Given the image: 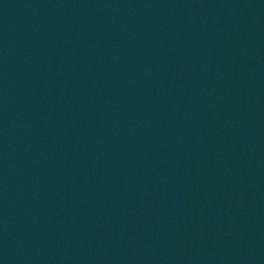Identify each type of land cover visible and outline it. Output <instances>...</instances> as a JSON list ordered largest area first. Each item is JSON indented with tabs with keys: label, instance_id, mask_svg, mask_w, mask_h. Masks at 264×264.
<instances>
[{
	"label": "water",
	"instance_id": "water-1",
	"mask_svg": "<svg viewBox=\"0 0 264 264\" xmlns=\"http://www.w3.org/2000/svg\"><path fill=\"white\" fill-rule=\"evenodd\" d=\"M259 1L0 0V258Z\"/></svg>",
	"mask_w": 264,
	"mask_h": 264
}]
</instances>
